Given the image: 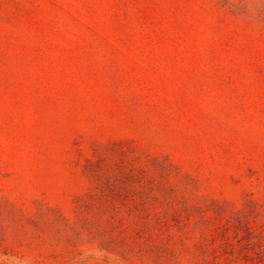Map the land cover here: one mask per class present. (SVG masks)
<instances>
[{"label":"rangeland","instance_id":"obj_1","mask_svg":"<svg viewBox=\"0 0 264 264\" xmlns=\"http://www.w3.org/2000/svg\"><path fill=\"white\" fill-rule=\"evenodd\" d=\"M0 264H264V0H0Z\"/></svg>","mask_w":264,"mask_h":264}]
</instances>
